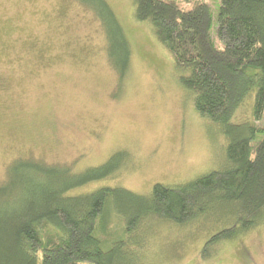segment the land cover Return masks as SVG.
<instances>
[{"label": "rangeland", "instance_id": "1", "mask_svg": "<svg viewBox=\"0 0 264 264\" xmlns=\"http://www.w3.org/2000/svg\"><path fill=\"white\" fill-rule=\"evenodd\" d=\"M105 1L130 45L121 83L107 63L100 24L75 0H0V184L18 158L78 173L119 151L113 174L68 195L100 187L147 194L155 183L183 185L220 170L229 141L244 125L264 128V115L253 117L257 80L226 127L200 118L150 24L134 20L132 0ZM174 1L182 8L192 1L209 6L210 35L222 48L215 35L219 0ZM262 138L257 133L251 140L249 158ZM225 220H147L124 237L126 261L113 254V264H264V224L201 258L205 241Z\"/></svg>", "mask_w": 264, "mask_h": 264}, {"label": "trees", "instance_id": "2", "mask_svg": "<svg viewBox=\"0 0 264 264\" xmlns=\"http://www.w3.org/2000/svg\"><path fill=\"white\" fill-rule=\"evenodd\" d=\"M75 1L100 24L107 63L121 83L131 51L114 12L105 0ZM219 1L215 35L222 48L210 35V8L200 1L182 8L174 0H132L133 18L150 24L172 59L177 83L193 94L200 118L226 127L257 80L253 117L260 121L264 0ZM242 129L243 134L229 141L227 164L220 170L183 185L155 183L141 195L121 187L68 195L113 174L119 168V151L104 164L78 173L69 166L15 159L0 184V264H113V254L125 256L124 237L147 220L184 225L202 216L225 218L201 249V258H209L216 244L264 224V128ZM257 133L263 138L251 159V140Z\"/></svg>", "mask_w": 264, "mask_h": 264}]
</instances>
